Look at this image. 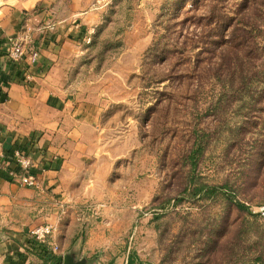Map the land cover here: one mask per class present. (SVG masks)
<instances>
[{
	"label": "rangeland",
	"instance_id": "1",
	"mask_svg": "<svg viewBox=\"0 0 264 264\" xmlns=\"http://www.w3.org/2000/svg\"><path fill=\"white\" fill-rule=\"evenodd\" d=\"M86 16L59 68L112 199L57 223L35 211L36 228L53 226L50 255L94 229L111 256L130 248L145 264H263L264 0H95Z\"/></svg>",
	"mask_w": 264,
	"mask_h": 264
},
{
	"label": "crops",
	"instance_id": "2",
	"mask_svg": "<svg viewBox=\"0 0 264 264\" xmlns=\"http://www.w3.org/2000/svg\"><path fill=\"white\" fill-rule=\"evenodd\" d=\"M95 0H35L32 9L0 6V87L7 99L0 100V264H51L45 250L55 243L49 238L37 243L31 235L39 221L57 223V214L79 204L110 203L109 182L99 181L94 158V125L75 96H69L60 73L66 48L74 46L83 11ZM40 6L41 9L33 10ZM70 6L69 13L59 7ZM89 15V17H91ZM25 21L34 29V45L41 50L36 66L34 89L15 81L19 66L5 56V43L22 30ZM59 71V72H58ZM59 74H58V73ZM35 139L33 158L46 161L37 171L47 187L45 192L21 186L6 175L5 161L17 145ZM113 197V196H112ZM112 199V198H111ZM60 227L62 223H59ZM98 239L94 229L89 239H78L57 255H71L84 264H145L130 248L124 254L110 255L111 242ZM99 243V244H98ZM103 247V248H102ZM100 251L108 254L101 258ZM51 256V255H49ZM107 261V262H105Z\"/></svg>",
	"mask_w": 264,
	"mask_h": 264
},
{
	"label": "built area",
	"instance_id": "3",
	"mask_svg": "<svg viewBox=\"0 0 264 264\" xmlns=\"http://www.w3.org/2000/svg\"><path fill=\"white\" fill-rule=\"evenodd\" d=\"M34 29L29 21H25L22 30L18 35L10 37L5 43V56L6 58L19 66L20 72L17 74L15 81L23 84L29 89H34L35 72L33 67L41 57V50L34 45ZM2 90V87H0ZM2 93L5 94L2 90ZM35 149V139L27 140L24 144L17 145L13 148L10 156L6 158L4 170L6 175L12 181L19 183L21 186L36 189L45 192L47 187L42 182L37 171L46 169V161L38 162L33 158V150ZM261 213L264 216V207L261 208ZM53 232L52 225L40 226L31 231L35 242L45 243L47 237ZM59 246L55 244L51 246V254L57 253Z\"/></svg>",
	"mask_w": 264,
	"mask_h": 264
},
{
	"label": "trees",
	"instance_id": "4",
	"mask_svg": "<svg viewBox=\"0 0 264 264\" xmlns=\"http://www.w3.org/2000/svg\"><path fill=\"white\" fill-rule=\"evenodd\" d=\"M237 45L239 46V44H237ZM249 63L253 64L252 61H250ZM240 64L243 65L244 63H240ZM241 69H244V68H241ZM247 74L248 73H246L245 76H243V77H246ZM6 99H7V95L3 94L2 90L0 89V100H4L5 101ZM206 188L209 189V190H212V187H210V186H207ZM227 199H228L229 202L235 203V205L239 209H242V208L245 207V205L243 203L237 202L233 198L228 197ZM244 231H245V233H248L250 235L251 234L250 226L246 225ZM253 237H254L253 238L254 244L257 246V248H259L261 250V253H260V256H259V260H261L262 263L264 264V231L262 233L257 232V234H254ZM49 255L50 254L46 252V256H48V261H50L52 264H61L62 263V256H59V255L49 256Z\"/></svg>",
	"mask_w": 264,
	"mask_h": 264
},
{
	"label": "water",
	"instance_id": "5",
	"mask_svg": "<svg viewBox=\"0 0 264 264\" xmlns=\"http://www.w3.org/2000/svg\"><path fill=\"white\" fill-rule=\"evenodd\" d=\"M64 264H84L83 261H75L74 257L71 255H65L64 256Z\"/></svg>",
	"mask_w": 264,
	"mask_h": 264
}]
</instances>
